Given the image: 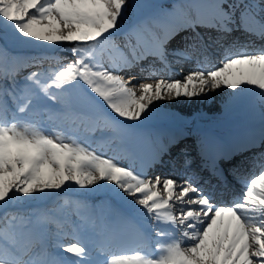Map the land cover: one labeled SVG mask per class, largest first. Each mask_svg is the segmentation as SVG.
I'll return each mask as SVG.
<instances>
[{
    "label": "snow or ice",
    "instance_id": "1",
    "mask_svg": "<svg viewBox=\"0 0 264 264\" xmlns=\"http://www.w3.org/2000/svg\"><path fill=\"white\" fill-rule=\"evenodd\" d=\"M145 9L152 11L143 14ZM129 13L140 14L135 23H126ZM197 27L214 29L216 43L234 32L264 40V0H179L168 5L141 0H0V208L42 201L75 185L83 190L82 197L104 193L147 216L155 233L151 253L114 254L109 259L100 249L98 255L105 258L98 259L76 233L98 229L97 235H103L104 216L89 218L79 210H65L59 217L67 201L27 217L5 211L0 217V264H264V132L243 146L244 151L262 149L250 158L254 164L261 162L262 171L241 181L244 192L230 204L218 202L190 180L178 183L147 175L148 169L171 163L164 157L179 143H165L142 130L149 121L173 116L160 113L154 101L173 93L192 98L226 86L236 98L245 88L256 89V102L264 109V48L249 52L244 45L237 54L225 49V58L213 70L190 72L184 80L140 83L135 86L142 90L139 96L129 87L134 76L126 80L120 75L149 58L165 68L169 57L175 63L189 59L194 44L183 47L177 37ZM117 35L123 36L122 43ZM197 37L203 41L199 33ZM28 42L71 44L68 51L74 58L62 62L64 58L55 55L11 54L10 48ZM30 68L35 70L18 81L19 73ZM90 115L104 121L101 131L110 126L121 134L126 153L133 163L140 162L139 172L42 127L54 117L84 122ZM202 144L210 148L212 141ZM180 154L183 166L189 167L192 161L183 150ZM210 171L221 178L223 170L215 160ZM161 186L166 199L157 190ZM177 202L179 216L174 211ZM81 206L78 203L77 209ZM52 223L57 225L54 232ZM70 233L74 242L64 243Z\"/></svg>",
    "mask_w": 264,
    "mask_h": 264
},
{
    "label": "bare ground",
    "instance_id": "2",
    "mask_svg": "<svg viewBox=\"0 0 264 264\" xmlns=\"http://www.w3.org/2000/svg\"><path fill=\"white\" fill-rule=\"evenodd\" d=\"M160 4H171V3H178L179 0H159ZM197 33H199V37L203 38V41H201L197 37ZM217 36V33L214 29L211 28H201L197 27L195 31H192L191 29H188L185 32H182L179 37H177V40L179 41L180 45L183 47H187L188 45H193L194 47L189 49L190 58L183 60L181 63H175V65L180 66L182 69L180 72H173L170 74L169 69L163 70L164 66L159 61H156V64L154 67H147L144 69L142 65H138L137 67L132 68L130 71H122L120 74L125 77L127 80L128 76H134V79L129 84V87H133L136 91L137 96L142 94V90L139 89L137 86L140 83H151L155 84L158 80L164 79V80H184V78L190 73L198 70L203 71H209L213 70L214 68L220 66L221 61L225 58V49H229L232 54H237L241 51V46L247 45V51L249 52H255L258 51L255 47L256 43L264 42V40L261 39V41L256 40L257 37L255 36H248L243 32H234L230 36L227 37V39L222 40L220 43L215 42V37ZM185 37L187 38L185 40ZM260 40V39H259ZM66 44V43H64ZM61 44V45H64ZM25 47L29 48L28 51L30 53H26L24 56H30L35 54H44V55H51L46 52L45 49L50 48L54 50V46L42 44L39 42H28L24 44ZM216 48V52L218 55L212 56L208 55L209 58H207V61L204 60V56L202 54V51L207 48ZM263 48V47H261ZM260 48V49H261ZM43 50V51H42ZM35 51H42V52H35ZM62 53L56 52L54 53L55 56H60ZM21 56V57H24ZM207 56V57H208ZM205 61V62H204ZM216 66V67H214ZM141 68L144 69V71H141ZM212 68V69H209ZM175 69V67H174ZM134 71V73L132 72ZM244 90H253V88H245ZM234 90L228 89L226 86H222L220 89H206L205 93L202 94L203 103L207 107H212L214 110L218 109V106L214 108L215 105H213V102H217L218 105H221L223 100H227L230 98V95L233 93ZM239 91V90H235ZM200 94V95H201ZM200 95L192 98H185V97H175V93L172 94L171 97H167L160 101H154L155 107H158L159 109H162L163 106L169 107V110H178L181 109H191L192 107L198 106L197 102H200ZM231 99V98H230ZM229 99V100H230ZM212 111V110H211ZM195 112V111H194ZM193 112V113H194ZM192 114V113H191ZM226 118H228L231 123L228 126H222L226 130V134L228 138L235 144L236 149L241 148L243 145H246L245 143V137L241 134H243L242 128L245 127V120L244 117H234L233 115H227ZM168 119V118H166ZM160 120V119H156ZM153 120V121H156ZM215 121H217L220 124H224L225 121L222 117H216L214 118ZM236 121V125L233 126V130H227L226 127H229L231 124H233ZM203 122L202 124H204ZM219 131H215L214 133L210 132H204L197 135L195 139L192 141L190 135L187 137L186 140L182 141L180 138L175 137L174 133L170 130H163L161 132H158L155 137L161 138L165 143H167L170 140H176L179 141V143H174L173 146L170 148V155L165 156V161H172L171 163H165L163 165H157L155 170L158 174H150L148 176L155 177V175H159L163 178H178L180 176H184V174L188 173V169L195 167V161L197 160V153L196 150H192L191 146H193V143H196V141H204V140H210L215 141L217 139V134ZM181 150L184 151V153L187 154V157L192 161L191 165L187 168H185L182 164V161L184 159V156L181 155ZM262 149H258L256 152H260ZM248 155L246 158H244L243 161L237 162L234 166H232L230 169L232 170L235 166L238 168H247L249 175L246 176L247 178H251V176L254 174L253 169L256 165L251 161V157L253 154ZM239 155V153H238ZM236 155L235 159H237L239 156ZM180 168H184V173L179 171ZM243 186V185H242ZM78 192H82V189H78ZM160 194H162L166 190L161 186L157 189ZM179 188L176 189L178 191ZM58 192H52L51 194L56 195ZM100 195V196H99ZM104 196V193H97L93 196L84 197L88 200L96 201L97 199H101ZM174 199V198H173ZM101 201V200H98ZM33 202L27 203V204H21L17 205L18 208L26 209L31 206ZM41 202V201H40ZM17 206H9L8 212H16L20 211ZM139 207V206H137ZM4 208H0V212L3 211ZM179 207L177 205V208L174 209L176 214L179 216ZM2 214L1 216H3ZM103 239H106L104 236Z\"/></svg>",
    "mask_w": 264,
    "mask_h": 264
},
{
    "label": "rangeland",
    "instance_id": "3",
    "mask_svg": "<svg viewBox=\"0 0 264 264\" xmlns=\"http://www.w3.org/2000/svg\"><path fill=\"white\" fill-rule=\"evenodd\" d=\"M141 2H142V0H141ZM130 15H131V13H129V15L125 17L126 23L129 22ZM115 39H116V41H118L119 38L116 36ZM72 46L73 45L66 43L64 45L54 46V50H52L50 48H47L45 50L47 53H49L51 55H54V53H56V52L62 53L59 57L64 58L62 60V62H67L68 60H71L74 58L72 53L70 51H68V49H70ZM28 49L29 48L25 47V45H21L18 47L10 48V52L12 55H15V56H24L26 53H30V51H28ZM42 51H35V52H42ZM44 67L47 68L48 65L45 64ZM214 67H216V66H214ZM209 69H212V68H209ZM33 70H35V69L30 68V69H25V70L21 71L17 77L18 81L21 82L23 80V77L26 76L28 74V72L33 71ZM49 103H51V102H49ZM101 103H102V101H101ZM213 105L216 106L217 102H213ZM165 107L166 106H163V108H165ZM199 107L205 108L206 106L203 103V104H200V106H196L194 108L184 109V110H186L185 112H187V113H192L194 110L198 109ZM162 112H167V111H162ZM108 113L111 115L110 112H108ZM92 117H93V115L91 116V118ZM44 119L46 120V116L44 117ZM59 119H61V118H59ZM62 119H63V123L61 125H59L56 121L47 122V123L43 124L42 125L43 130L48 132L49 134L60 135L65 139L71 138L72 140H75L78 143H82L85 146L88 144V141L90 139H92L91 136H93L95 139H97L98 134H99V138L96 141V143H99V142L102 143V138H103L102 131H100V133H99L98 132L99 130L97 129L93 132V126H91V135L89 136L90 139H87V138L79 139L80 137H77L76 135L74 137V134H76L77 132H81V133L86 132L85 128L88 125L87 121H84L81 123L80 120L73 121V119L71 117L62 118ZM54 120H58V118L54 117ZM102 122H103V120H102ZM73 128L77 129V131H74ZM72 129H73V133H68L69 131H72ZM100 130H101V128H100ZM125 167H129V166H125ZM72 194L77 195V196H81L75 185L71 186L67 190H64V189L60 190L56 195L49 193L47 198H45L41 202L35 201L34 203H32L33 205L34 204L35 205L36 204H43L44 205L43 208H38L37 206H34V207L32 206L31 208L28 207V208H26V210H22L21 208H18V206H17V208L19 210H22V211H16L15 213L27 217V216H30L32 213L38 212L40 210L46 211L48 209H58L60 205H64L65 202L67 201L68 203H67L66 209H61L58 211L59 217L63 216V211H65V210L74 212L77 210L80 211V209H82V210H84V212L82 213L83 216L89 217V218H95L96 214H94V213L96 212V207H100V209H101L100 211L102 212L103 207H106L107 203H112V200L110 202L109 198H105L108 196L106 194H104V196L101 199L96 198L97 199L96 201L101 200L100 202H90V201H87L84 199H79V198H76V200H75V198H73V196H71ZM78 202L80 205H83V206L79 207L80 209L75 208V207H77ZM73 204H74V206H72ZM7 210H8V208L1 211L0 217H2L1 215L4 214L5 211H7Z\"/></svg>",
    "mask_w": 264,
    "mask_h": 264
}]
</instances>
